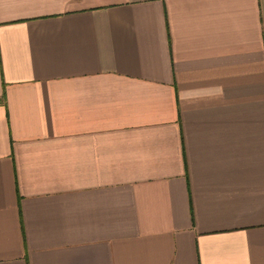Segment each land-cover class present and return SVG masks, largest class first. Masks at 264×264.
Listing matches in <instances>:
<instances>
[{"label": "crops", "instance_id": "obj_1", "mask_svg": "<svg viewBox=\"0 0 264 264\" xmlns=\"http://www.w3.org/2000/svg\"><path fill=\"white\" fill-rule=\"evenodd\" d=\"M0 264H264V0H0Z\"/></svg>", "mask_w": 264, "mask_h": 264}]
</instances>
